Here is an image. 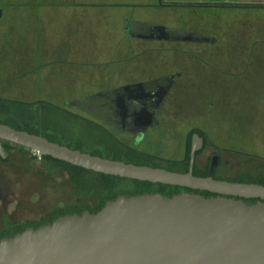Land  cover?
<instances>
[{"label": "rangeland", "instance_id": "rangeland-1", "mask_svg": "<svg viewBox=\"0 0 264 264\" xmlns=\"http://www.w3.org/2000/svg\"><path fill=\"white\" fill-rule=\"evenodd\" d=\"M17 1L0 0V9H17L14 14L9 15V18L6 16L7 13H4L0 21V47L5 41L12 49L11 52L6 51L3 56L0 53V80L4 72H8L7 63L15 60L20 43L34 40V31H32L34 24L30 23L31 28L26 31L29 39L27 41H23L22 29L26 28L24 25L27 19L41 17L37 15H43L42 19H44V23H40L39 38L42 36L47 50L56 52V57L59 59L68 57L72 49L76 59L87 55L89 61L97 60L101 56L115 59L127 55L129 58L136 55L137 57L131 63L122 62L115 76L114 66L106 65V72L110 73L111 77L106 75L107 80L99 77L98 73L92 70L89 80V77L82 73V66L69 67L58 64L59 66L51 70V74H45L40 79L42 97H22L23 94L34 91L30 92L25 86H21L20 89L19 84L14 83V87L4 90V95L12 98L20 97L15 99H23L27 101L25 103L40 101L43 103L31 109L32 113L19 105L18 101L9 99L8 102L11 100L13 103L17 102L6 105L7 111L10 112L6 115L13 118L7 121L10 127L44 136L55 143L96 156L178 171L177 168L163 162L130 152L116 151L112 145L114 141L100 128L74 118L77 115L98 122L97 116L80 111L76 105H72V103L80 104L83 96L88 98L99 92L101 88L108 87L110 82L117 86L128 82L127 79H145L167 72L165 63L168 61L169 74L183 72L184 79L180 81V90L173 91L167 98L160 128L152 138L155 141L160 140L161 143L157 142V146L153 144L149 148L142 147V150L150 152L151 148L155 147L156 151L153 150L152 153L159 154L165 159H182L185 154L184 144L187 133L196 127L207 139L205 151L200 155V162L203 165L208 162L215 146L218 150L227 149L232 153L225 155L226 160L230 162L229 170L216 173L219 180L264 185V96L262 97L264 11L227 10L228 12H225L214 9L181 11L173 8L151 9L136 6V3L143 0H110V5L113 6L104 10L102 8L104 3L101 2L104 0H89L98 9H94V6H86L89 13L81 16L84 10L68 7L74 5V0L35 2L22 0L31 3L25 6L27 11H24L23 5L19 6ZM75 1L83 4L79 0ZM31 7L32 9L28 10ZM106 14L109 16L105 17ZM115 18L120 22H115ZM125 20L164 26L170 32L185 31L187 34L201 35L208 40L216 41L217 44L210 48L205 44L194 42H172L167 50L168 44L148 42L147 45H142L140 39L132 37L131 47L125 49L122 40L129 44ZM43 26L45 27L42 28ZM69 38L74 48L66 46ZM205 49L208 50L209 56L214 55L212 64L196 65L200 63L192 59L196 56L208 55L201 53ZM248 55L250 60L246 59ZM162 62L164 65L160 64ZM30 67L32 66L26 61L24 68ZM101 67L104 66H92L91 69L96 71ZM78 75H83L82 86H79L80 81L74 78ZM89 103L84 102L88 106ZM48 104L55 106L56 109ZM62 108L65 112L61 110ZM165 135L168 137L164 138ZM118 138L125 139L120 136ZM126 142L133 147L130 141L126 140ZM6 148L10 157L8 161L0 162V188L6 189L5 193L12 203L8 212L11 223L14 221L18 223L16 229L40 224L55 216L72 212L78 205L90 204V201L83 197V192L75 188L68 169L41 159L32 150L14 144H6ZM100 182L104 181L97 180V184ZM133 182L123 179L119 183L127 194L125 196H134L132 195L134 192L162 194L166 190L155 184L138 186Z\"/></svg>", "mask_w": 264, "mask_h": 264}, {"label": "water", "instance_id": "water-1", "mask_svg": "<svg viewBox=\"0 0 264 264\" xmlns=\"http://www.w3.org/2000/svg\"><path fill=\"white\" fill-rule=\"evenodd\" d=\"M194 141L189 172L180 173L96 156L0 123L3 157L8 142L96 174L193 191L121 195L98 212L26 229L0 240V264H264V185L215 179L217 157L210 176H196L202 141Z\"/></svg>", "mask_w": 264, "mask_h": 264}, {"label": "flooded vegetation", "instance_id": "flooded-vegetation-1", "mask_svg": "<svg viewBox=\"0 0 264 264\" xmlns=\"http://www.w3.org/2000/svg\"><path fill=\"white\" fill-rule=\"evenodd\" d=\"M2 17V9H0V21ZM126 21V34L133 38H138L141 40L142 45H147L148 42L155 43H164L168 44L167 50H169V44L172 42H194L195 44L210 46L213 48L217 44L214 40H208L203 36H197L192 34H187L185 31H176L170 32L164 26H154L149 25L144 22L136 20H125ZM163 27L165 30L160 31L157 28ZM157 30V31H156ZM216 46V45H215ZM202 49V47H201ZM201 52V51H200ZM201 53L208 55L196 56L192 61H198L201 66H210L212 64L211 60L214 56L213 54L208 53V50L205 49ZM250 54V53H248ZM251 55V54H250ZM250 60V56H247ZM245 59V62H246ZM244 62V63H245ZM197 63V62H196ZM247 63V62H246ZM247 65V64H246ZM210 68V67H208ZM212 69V67H211ZM198 70V69H197ZM200 77L201 74L198 73ZM183 72H177L175 74H163L157 78H145V79H127L125 83L114 86L111 82L106 88H101L99 92L92 94L88 98L83 96L82 102L80 104H74L80 111H85L90 114H94L98 118V122L89 120L82 116L75 115L74 118L81 120L87 123L96 125L100 130L106 133L114 142L113 148L117 151L130 152L137 156H142L147 159L163 162L169 164L171 162L177 163V170L184 171L187 169L189 172L191 155L193 146L195 145V137L201 140V145L196 144L199 147V150L195 155L194 162V174L196 176L208 177L210 176L212 161L215 157L218 158V166L215 168L213 177L218 179L216 173L218 171H227L230 167V162L226 160L225 155H232L227 149H220L215 146L212 142L211 145L215 146L208 162L204 165L200 162V155L203 154L207 146V139L204 133L199 128H192L188 131L187 137L185 140L184 148L185 154L182 159L179 160H170L161 157L159 154L152 153L154 148H151V151L145 152L142 150V147L149 148L153 144L158 145L157 142L160 140H153L157 134L161 125V117L163 114L164 108L167 106V98L171 96V93L178 92L181 87V80L184 79ZM111 78V77H110ZM180 82V83H179ZM179 88V89H178ZM264 96V89L262 97ZM85 103H89L85 105ZM65 112V110L62 108ZM63 112V113H64ZM68 113V112H67ZM73 117V116H72ZM102 122V123H101ZM155 134V135H154ZM118 136L125 139L121 140ZM164 136V135H163ZM168 136L165 135L164 138ZM126 140L130 141L133 144L128 145ZM161 143V142H160ZM6 144H11L8 142H3V147L6 152V157H3L0 154V162H5L9 160V154L7 152ZM17 146V145H15ZM107 146V145H105ZM20 147V146H19ZM23 148V147H22ZM162 149V148H161ZM41 159L43 157H40ZM203 170V171H202ZM202 171V172H200ZM219 180V179H218ZM6 189L0 188V240L4 238H9L21 233L29 228L37 229L43 225L52 223L56 218H52L45 222H42L37 225H31L26 227H20L18 229L17 222L11 223L10 215L8 209L12 204L9 202L8 194L5 193ZM249 204H255L258 201H247ZM85 212V211H83ZM82 212V213H83ZM90 212V211H89ZM94 213V212H92ZM61 217V216H60Z\"/></svg>", "mask_w": 264, "mask_h": 264}, {"label": "crops", "instance_id": "crops-1", "mask_svg": "<svg viewBox=\"0 0 264 264\" xmlns=\"http://www.w3.org/2000/svg\"><path fill=\"white\" fill-rule=\"evenodd\" d=\"M34 2L37 0H33ZM77 1H73L74 5L72 6H68L69 8H81L80 10H84L82 12V14H80L81 16H86L88 15V11L86 9V6H94V9L97 8V6L95 7V5L92 4V2H89V0H79V2L81 3H76ZM102 3H104V7H102L104 10H106L107 8H111L113 5H110L111 1L110 0H104L101 1ZM17 3H19V6L22 4L23 8L25 9V6H29L31 5V3L27 2L25 3L24 1L22 2V0H18ZM108 3V4H107ZM126 5V4H125ZM118 6V5H116ZM122 6V5H120ZM124 6V5H123ZM128 6V5H127ZM129 6H133V5H129ZM136 6L139 7H145V8H151L154 9L155 7L157 9L159 8H164V9H176V10H190V9H214V10H220V11H225L228 12L227 10H257V11H264V0H143L139 3H136ZM17 8H21V7H17ZM100 8V9H102ZM2 9V16L3 14L7 13L6 16L9 18V15H12V13L14 14L15 11H17L16 8H11V9ZM31 8H29L28 10H31ZM98 9V8H97ZM8 11V12H6ZM19 11V9H18ZM24 11H27L26 9ZM45 12V11H44ZM36 14V13H35ZM37 16H41V17H33V20H29L27 19V23H25V29L24 30V39L23 41H27L29 40L27 38V30H30V23L34 24L33 25V29L32 31H34V40L33 41H27L24 42L23 44L20 43L19 50L17 52V56L15 58V60L10 61V63H7L9 68H8V72H4V75L2 76L1 80H0V89L2 90V95H0V98H3L5 100H9V99H13L14 101H18V102H27L23 99H15V98H20V97H9L7 95H4V90L7 88H11L14 87V83H18L19 84V88L21 89V86H25V88H27V90H29L30 92L34 91L33 93H27V94H23L22 97H29V96H40L42 97V93H41V89H42V85L40 84V79L42 78L43 75L50 73L51 74V70L56 68L57 66L60 65H65V66H82L81 70L83 74H86L89 77L90 80V74H91V70L94 72H97L99 77H103L104 80L106 79V75L107 77H110V73L107 74L106 72V65H113L114 66V76L116 74V72L120 69V67H118L119 65H121L122 62H126V63H131L133 62L136 56L130 57L127 56H120L119 59H115L113 57H109V58H105V57H99L97 60H91L89 61V58H87V55H84L81 57V59H76L74 57V53H72L71 50V54L66 57V58H58L56 57V52H52V50H47V45L46 43H44V40H42V36L38 35V32L40 31V23H44V19H42L43 15H37ZM105 17H108L109 15H104ZM102 18H104L103 16H101ZM115 22H120V20L118 21L117 18H115ZM8 21V20H7ZM6 21V22H7ZM137 21V20H136ZM8 23V22H7ZM45 26H43L42 28H44ZM45 30V29H44ZM119 33L121 34V30H119ZM123 35V32H122ZM128 40H129V44H126V42L124 40H122L125 45V49H129L132 44V37L128 36L126 34ZM44 39V36H43ZM71 38H69V43H66L67 47H71L74 48V44L72 42V40H70ZM114 42H120V41H114ZM138 44V42H137ZM72 45V46H70ZM11 46L10 44L6 43L5 41H3V44L0 47V53L5 54L6 51L7 52H11L12 49H10ZM162 60V59H161ZM26 61L29 64V66L31 65L32 67L25 69L24 65H26ZM163 61V60H162ZM161 65H164V62L160 63ZM157 65V64H156ZM165 65L167 66L168 70L167 72L164 73H159L156 76L153 77H149V78H157L160 77L163 74H168L169 73V63L168 61H166ZM94 66H104L103 68L101 67L100 70H94L91 69V67ZM24 68V69H22ZM96 68V67H95ZM97 69V68H96ZM82 76L83 75H78L77 77H74L77 79V81H80V85L82 86ZM72 77V76H71ZM74 78H71L72 80H74ZM87 80V77H86ZM107 80V79H106ZM89 82V81H86ZM28 85V86H26ZM23 91H25L24 88H22ZM0 90V91H1ZM25 93V92H23ZM6 97V98H5ZM12 101V100H11Z\"/></svg>", "mask_w": 264, "mask_h": 264}, {"label": "trees", "instance_id": "trees-1", "mask_svg": "<svg viewBox=\"0 0 264 264\" xmlns=\"http://www.w3.org/2000/svg\"><path fill=\"white\" fill-rule=\"evenodd\" d=\"M10 100H5L0 98V123L4 125H8L7 121H10V119H13L12 117H8L6 115L7 113H10L7 111L6 105L8 103L17 104V102L13 103L8 102ZM43 102H35V103H25V102H18L19 105H22V107L27 108L29 112L33 113V108L40 106ZM50 107L55 108V106H52L51 104H48ZM9 126V125H8ZM22 130V129H17ZM29 132V131H28ZM32 133V132H29ZM33 134V133H32ZM49 139V138H48ZM50 140V139H49ZM52 141V140H50ZM53 142V141H52ZM45 161H49L52 164L59 165L64 167L65 169H68L71 173L72 181L74 183L75 188L79 189L83 195L84 198H87L90 201V204L87 203L78 205L77 208H74V211L67 212L65 214H61L56 217L68 215V214H81L83 211H90V212H98L108 201L115 200L117 197L121 195H127L124 190L120 187V182L123 181L121 178L106 176L102 174H96L92 171H87L82 168L74 167L70 164L54 160L50 157H43L42 158ZM170 167L177 168V163L171 162L168 164ZM167 169V168H164ZM168 170V169H167ZM174 171V170H172ZM180 173H187V169L182 171H175ZM202 177V176H201ZM97 180H103L104 182H100L97 184ZM117 181H120L117 183ZM241 183L242 181H236ZM136 185H152V184H143L138 181H134ZM243 183H246L245 181ZM261 185V184H260ZM162 189H166L164 193H162L165 196L172 197L174 195L180 194L182 192H193L191 190L178 188V187H170V186H164V185H158ZM154 186V187H158ZM144 192H134L132 195H139L143 194ZM203 195L207 197H211L209 193H202ZM53 218V219H54Z\"/></svg>", "mask_w": 264, "mask_h": 264}]
</instances>
